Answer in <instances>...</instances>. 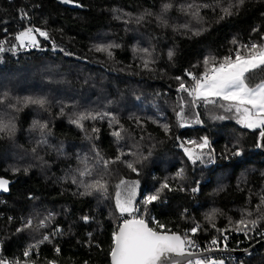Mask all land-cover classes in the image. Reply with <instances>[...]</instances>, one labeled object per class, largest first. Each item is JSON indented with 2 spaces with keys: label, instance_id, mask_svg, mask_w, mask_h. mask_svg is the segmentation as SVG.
<instances>
[{
  "label": "trees",
  "instance_id": "1",
  "mask_svg": "<svg viewBox=\"0 0 264 264\" xmlns=\"http://www.w3.org/2000/svg\"><path fill=\"white\" fill-rule=\"evenodd\" d=\"M165 4L172 5L167 12ZM189 4L201 6L198 18L182 10ZM229 5L233 14L225 16L221 9ZM30 23L48 39L36 33L37 47H20L15 36ZM262 35L264 0H0L5 49L0 97L8 94L0 119L15 124L13 134L0 132V177L12 182L0 193L3 255L16 260L36 245L39 253L34 250L30 257L35 264H110L112 233L131 218L116 209L121 180L138 182L133 215L148 218L151 227L155 214L171 232L184 234L199 225L198 239L234 232L241 218L257 221L249 227L264 228L261 129L238 123L235 110L220 106L224 101L192 104L187 93L177 91L181 80L176 79L190 86L186 73H202L205 57L234 55ZM108 45L107 51L97 50ZM25 97H44L48 103L26 105ZM181 107L191 124L181 126ZM106 112L104 119L82 121L83 129L72 123L81 113ZM36 121L47 127L41 130ZM116 131L120 138L112 134ZM205 137L209 148L193 162L184 151L192 146L187 141ZM102 161H109L106 168ZM86 166L92 175L81 177ZM94 179L107 191L86 194L83 184ZM164 183L169 187L159 199L144 204ZM29 219L32 226L25 228ZM44 236L49 239L39 243ZM263 239L244 242L240 249ZM242 257L247 264H264V243Z\"/></svg>",
  "mask_w": 264,
  "mask_h": 264
},
{
  "label": "snow or ice",
  "instance_id": "2",
  "mask_svg": "<svg viewBox=\"0 0 264 264\" xmlns=\"http://www.w3.org/2000/svg\"><path fill=\"white\" fill-rule=\"evenodd\" d=\"M64 3H71L72 0H63ZM244 0H239L242 4ZM172 7L171 4H165L163 6V11L167 12ZM200 5L189 4L186 6H181L182 10H191V15L193 17H199ZM203 7H208V5H203ZM233 5H229L227 8H222L221 11L224 15H232L231 8ZM26 15V14H25ZM224 17L221 16V19ZM166 23V21H165ZM187 27V25H185ZM36 33L40 36L48 39V33L39 28L28 27L23 31L19 32L15 36V40L19 43L20 47H37L39 42L36 39ZM196 34H199L198 32ZM233 44L237 41L233 40ZM3 42H0V52L4 51ZM112 45L100 46L97 48L98 51H107ZM144 52H148L147 49H143ZM111 56V52H108ZM173 52L169 51V59L172 58ZM204 71L202 73L194 74L192 72H187L186 75L191 78V85H186L181 77H177V80H181L178 92L187 93L191 97V103L195 104L197 101H203L205 104H215L218 100L226 102L220 106L225 109V111H233L238 116V123L246 128L250 129H261L260 136L264 137V35L260 37L259 43H248L239 46L234 51L233 54H229L221 59H217L214 56L205 57L203 60ZM148 66V61H145V67ZM259 76L258 81L256 80ZM7 93L0 97V104L5 103V98ZM183 100V97H181ZM19 103V101H18ZM24 103L38 105L44 108L48 103L47 99L44 97H25ZM8 107H15L9 104ZM109 113L96 114L91 113H81L77 116L72 123L76 124L77 127L83 129V124L81 123L87 119H96L99 116L100 119L108 117ZM177 116L183 119L184 113L183 108L181 111L177 112ZM223 119V117H220ZM111 121H116V117L112 116ZM110 121V123H111ZM118 122V121H116ZM199 122V121H197ZM34 126H39L41 130L47 127L46 124H40L39 121L34 122ZM183 126V124H181ZM165 131H168V125H163ZM7 131L9 135L13 134L15 131V124L11 121L5 122L0 119V132ZM94 132L98 129H93ZM115 137L120 138L121 133L119 131L112 133ZM191 147H185V154L195 162L200 159L199 152H203L205 148H209L208 139L202 138V142L197 143L196 141H189ZM183 146V145H182ZM35 152V149H33ZM239 155V152L234 153ZM119 159V157H117ZM104 167L106 168L109 161H102ZM84 163H87L85 158ZM129 168L133 171L136 169L131 163L128 164ZM12 171L19 172L20 169L14 168ZM27 172V169L24 170ZM182 173V170H181ZM180 173H178L179 175ZM79 175L91 176L92 172L87 166L83 171H80ZM75 182V181H74ZM10 181L4 177H0V190L8 191ZM83 183V182H82ZM125 181L121 180L120 184L116 185L117 191L115 194V204L116 209L119 211L121 217L128 214L131 219H123L122 223L119 225L117 230L112 233V243L109 251L111 257V264H169V258L172 254L179 256H184L186 254L191 255L187 252V246L193 244L194 242L185 237H181L176 233H172L165 230L163 224H157L156 228L149 227L148 221L144 218H137L133 213L138 211L133 207V200L135 197V186L138 182H133L129 194L127 197H122L119 189ZM86 194H91L92 191L106 192L107 188L100 179H94L91 183L83 184ZM169 185L164 183L161 185L160 189L156 193L149 195L145 198L144 204H150L153 201L159 199L160 192L168 188ZM198 189L193 188L192 191L195 192ZM262 203H264V197H262ZM216 210H213L211 214L208 215L207 219L211 221L215 216ZM251 215V213H248ZM47 219V218H46ZM87 220V217H84ZM257 224L256 220H246L241 218L236 222L235 230L244 232L245 229L249 228V225L255 226ZM32 226V220L29 219L24 225L25 228ZM44 226V221L40 222V227ZM214 226V225H213ZM199 225H196L191 229L192 233L197 232ZM17 231H23V229H17ZM48 236H44L43 240L39 243H43L48 240ZM225 240L227 237L224 238ZM213 244L217 241L214 239ZM36 248V245H31L26 248L23 252V257L26 258L23 261L16 259L9 261L6 258L0 257V264H35L34 261H30L32 252ZM55 252L59 253V247L55 248ZM46 264H56L55 261H46ZM187 264H218L217 261L211 259H196L187 261ZM223 264V262H219Z\"/></svg>",
  "mask_w": 264,
  "mask_h": 264
},
{
  "label": "built area",
  "instance_id": "3",
  "mask_svg": "<svg viewBox=\"0 0 264 264\" xmlns=\"http://www.w3.org/2000/svg\"><path fill=\"white\" fill-rule=\"evenodd\" d=\"M29 22H31V18H29ZM28 27H33L34 28V24L30 23V25ZM28 27H26V28H28ZM0 42H3L2 38H0ZM134 215L137 218H140L138 213H136ZM147 219L148 218H146L145 220L148 221ZM150 221L153 224L152 228H156L157 224H162V223H160L158 221V218L155 216V214L151 215ZM59 230H60V228H58V231ZM165 230L169 231V229L166 226H165ZM181 235H182V237L187 236L188 239H190L191 241L194 242L193 244L187 246V250H189L191 252H205V251H212V250L220 249V248L240 249V246L244 242H248V241H250L252 239L264 237V228H261V227H249L248 229H245L244 232H240V231H236V230L234 232L221 231L220 233H218V234H216V235H214V236H212L210 238H207V239H198V238H196L194 236V233H192L190 229H186L184 231V234H181ZM225 237H227L226 240L224 239ZM214 239L217 241L216 244L212 243V241ZM34 250L36 251V253H39L37 247ZM23 252L17 259H19L21 261L26 259V258L23 257ZM0 257L6 258L9 261H13L14 260V259L5 257L3 255V246L1 244V242H0ZM242 258L243 257L239 256V255L213 254L211 256L202 257V258H199V259L215 260V261L218 262V264L221 261L223 262V264H247V263H244L242 261ZM28 259H30V258H28ZM194 260H196V259H193V261Z\"/></svg>",
  "mask_w": 264,
  "mask_h": 264
},
{
  "label": "water",
  "instance_id": "4",
  "mask_svg": "<svg viewBox=\"0 0 264 264\" xmlns=\"http://www.w3.org/2000/svg\"><path fill=\"white\" fill-rule=\"evenodd\" d=\"M258 148L260 151L264 152V137H261V136L259 137ZM11 183L12 182L10 181L8 189H10ZM8 191L5 192L3 190H0V193H7ZM128 219H131V218H128ZM148 224H149V222H148ZM149 227H151L150 224H149ZM172 233H176L182 237L181 233H179V232H172ZM263 243H264V239L255 243L254 245H252L246 249L220 248V249H215L212 251H205V252H191V251L187 250V252L190 253L191 255L186 254L184 256H179L176 254H172L169 258V264H187V261L189 259H191V260L199 259L202 257L211 256L213 254L247 256V255H250L260 244H263ZM110 264H111V257H110Z\"/></svg>",
  "mask_w": 264,
  "mask_h": 264
},
{
  "label": "rangeland",
  "instance_id": "5",
  "mask_svg": "<svg viewBox=\"0 0 264 264\" xmlns=\"http://www.w3.org/2000/svg\"><path fill=\"white\" fill-rule=\"evenodd\" d=\"M184 126H186V125H189V124H191V122H189V118L188 117H183V123H182ZM189 141H194V139H189L187 142H189ZM187 147H191V146H187ZM198 154L200 155V159H197L198 161H200V160H202L203 159V157L205 156V152H204V150H203V152L201 153V152H199V150H198ZM196 160V161H197ZM126 183V182H125ZM133 184H124V185H122V187H121V189H120V192H121V195H122V197H127V195L129 194V191H130V189H131V186H132ZM138 193H139V187H138V184L135 186V197H134V200H135V198L137 197L138 198Z\"/></svg>",
  "mask_w": 264,
  "mask_h": 264
}]
</instances>
